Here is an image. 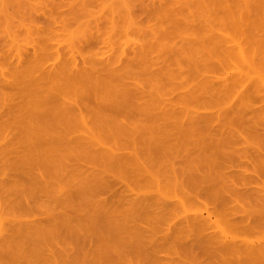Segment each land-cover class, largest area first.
<instances>
[{
	"label": "rangeland",
	"instance_id": "rangeland-1",
	"mask_svg": "<svg viewBox=\"0 0 264 264\" xmlns=\"http://www.w3.org/2000/svg\"><path fill=\"white\" fill-rule=\"evenodd\" d=\"M263 244L264 0H0V264Z\"/></svg>",
	"mask_w": 264,
	"mask_h": 264
},
{
	"label": "bare ground",
	"instance_id": "bare-ground-1",
	"mask_svg": "<svg viewBox=\"0 0 264 264\" xmlns=\"http://www.w3.org/2000/svg\"><path fill=\"white\" fill-rule=\"evenodd\" d=\"M240 52H241V50H239V54H240ZM189 217H190V216H189ZM189 217H188V219H189ZM192 218H194V217H192ZM195 218H196V216H195ZM197 218H198V217H197ZM189 220H190V219H189ZM187 221H188V220H187ZM193 221H194V220H193ZM195 223H196V221H195ZM224 238H226V237H224ZM229 241H230V240H229ZM230 242H231V241H230ZM238 244H239V243H238ZM235 245H236V244H235ZM235 245H234V246H235ZM244 245H245V244H244ZM244 245L242 246L243 248L246 247V246H244ZM251 245H252V244H251ZM263 245H264V244H263ZM228 247H229V246H228ZM247 247H248V246H247ZM247 247H246V248H247ZM224 248H225V247H224ZM243 248H242V250H243ZM234 249H235V248H234ZM248 249H250V248H248ZM262 250H263V248H262ZM242 252H243V251H242ZM244 252H247V251H244ZM245 255H246V254H245ZM248 256H249V255H248ZM249 258H250V257H249ZM249 260H250V259H249ZM249 262H250V261H249Z\"/></svg>",
	"mask_w": 264,
	"mask_h": 264
}]
</instances>
